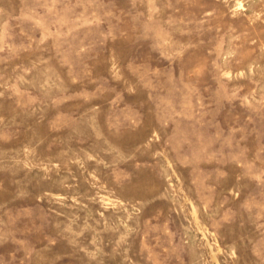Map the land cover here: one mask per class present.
<instances>
[{
  "label": "rangeland",
  "instance_id": "1",
  "mask_svg": "<svg viewBox=\"0 0 264 264\" xmlns=\"http://www.w3.org/2000/svg\"><path fill=\"white\" fill-rule=\"evenodd\" d=\"M0 264H264V0H0Z\"/></svg>",
  "mask_w": 264,
  "mask_h": 264
}]
</instances>
